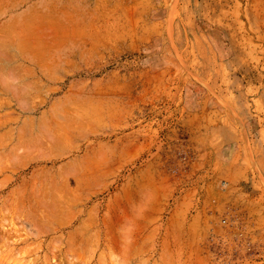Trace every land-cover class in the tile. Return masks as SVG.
<instances>
[{"label": "rangeland", "instance_id": "1", "mask_svg": "<svg viewBox=\"0 0 264 264\" xmlns=\"http://www.w3.org/2000/svg\"><path fill=\"white\" fill-rule=\"evenodd\" d=\"M0 264H264V0H0Z\"/></svg>", "mask_w": 264, "mask_h": 264}, {"label": "bare ground", "instance_id": "2", "mask_svg": "<svg viewBox=\"0 0 264 264\" xmlns=\"http://www.w3.org/2000/svg\"><path fill=\"white\" fill-rule=\"evenodd\" d=\"M5 25H6V24H5ZM10 25H11V24H10ZM12 26H13V25H12ZM5 27H8V26H5ZM11 28H12V27H11ZM7 31H8V30H7ZM3 49H4V47H3ZM5 53H6V52H5ZM52 110H53V109H52ZM65 110H66V109H65ZM66 113H67V111H66ZM59 115H60V114H59ZM64 115H65V117H66V114H64ZM54 116H55V115H54ZM67 116H68V115H67ZM56 117H57V116H56ZM58 117H59V116H58ZM72 119H73V118H72ZM43 120H44V119H43ZM43 120H42V121H43ZM46 120H47V118H46ZM43 122H44V123H43ZM43 122H42L41 125H43V124H45V125H50V124H49L50 122H48V120L46 121V123H45V121H43ZM47 123H48V124H47ZM51 123H52V122H51ZM56 124H58V123H56ZM63 124H64V123H63ZM63 124H62V125H63ZM82 124H83V123H82ZM45 125H44V126H45ZM58 125H59V124H58ZM62 125H61V127H63ZM65 125H66V124H65ZM67 125H71V124H70V123H67ZM67 125H66V126H67ZM74 125H75V124H74ZM68 127H70V126H68ZM48 128H49V127H48ZM58 128H60V127H58ZM59 130H60V129H59ZM47 131H48V130H47ZM45 132H46V131H45ZM48 132H49V131H48ZM42 133H43V132H42ZM46 133H47V132H46ZM53 133H54V132H53ZM43 134H45V133H43ZM43 134H42V135H43ZM55 134H56V133H55ZM59 134H60V133H59ZM32 135H33V134H32ZM56 135H58V134H56ZM43 136H44V135H43ZM53 136H54V135H53ZM62 136H63V138H64V135H62V133H61V137H62ZM44 137H45V136H44ZM51 137H52V136H51ZM55 138H57V137H55ZM17 139H18V138H17ZM31 139H32V138H31ZM31 139H30V140H31ZM35 139H36V138H35ZM37 140H38V139H37ZM60 140H61V139H60ZM65 140H66V139H65ZM33 141H34V139H33ZM58 141H59V140H58ZM18 142H19V140H18L16 143H18ZM28 142H29V141H28ZM38 142H39V141H38ZM62 142H64V141H62ZM53 143H54V142H53ZM56 143H57V142H56ZM56 143H55V144H56ZM18 144H19V143H18ZM21 144H22V143H21ZM30 144H31V143H30ZM30 144H29V145H30ZM37 144H38V143H37ZM40 144H41V142L38 144V145L41 147L43 144H42V145H40ZM45 144H46V142H45ZM45 144H44V145H45ZM47 144H48V143H47ZM55 144H53V145H55ZM57 144H58V146H59V142H58ZM24 145H25V144H24ZM30 146H31V145H30ZM30 146H28V147H30ZM36 146H37V145H36ZM39 146H38V147H39ZM24 147H27V146H24ZM31 147H33V146H31ZM48 147H49V145H48ZM68 147H69V146H68ZM43 149H44V148H43ZM46 149H47V148H46ZM24 150H25V149H24ZM36 150H37V148H36ZM10 152H11V151H10ZM30 153L32 154L31 151H30ZM21 154H22V153H21ZM34 154H35V153H34ZM45 155H46V154H45ZM24 156H25V155H24ZM24 156H23V157H24ZM28 156H29V155H28ZM29 157H30V156H29ZM69 165H71V164H69ZM71 171H72V170H71ZM76 174H77V173H76ZM82 174H83V173H82ZM64 175H65V174H64ZM64 175H63V176H64ZM63 176H62V177H63ZM34 178H35V177H34ZM38 178H39V177H38ZM63 178H64V177H63ZM65 178H66V177H65ZM65 178H64V179H65ZM36 179H37V178H36ZM36 179L33 181V183H34V182H35V183H38V182L41 183V182H43L42 179H37V180H36ZM81 180H82V179H81ZM65 181H66V180H65ZM46 183H47V184L49 183L48 179H47V182H46ZM65 184H66V182H65ZM34 185H35V184H34ZM52 186H54V184H53ZM61 188H62V187H61ZM34 189H35V188H34ZM39 189H40V188H39ZM51 189H52V188H51ZM51 189L49 190V192H51ZM57 189H58V188H57ZM64 191H65V188H64ZM64 191H63V192H64ZM46 192H47V190H46L44 193H46ZM59 193H60V192H59ZM50 194H51V193H50ZM52 195H53V194H52ZM60 195H61V194H60ZM52 197H53V196H52ZM59 199H60V198H59ZM39 200H40V199H39ZM36 201H37V200H36ZM56 201H57V200H56ZM58 201H59V200H58ZM66 201H67V200H66ZM58 203H59V202H58ZM62 203H63V202H62ZM59 204H60V203H59ZM23 206H24V205H23ZM55 207H57V206H55ZM58 208H59V207H58ZM56 209H57V208H56ZM56 209H55V210H56ZM58 210H59V209H58ZM31 211H32V210H31ZM58 212H59V211H58ZM29 214H30V213H29ZM34 217H35V216H34ZM54 218H55V217H54Z\"/></svg>", "mask_w": 264, "mask_h": 264}, {"label": "crops", "instance_id": "3", "mask_svg": "<svg viewBox=\"0 0 264 264\" xmlns=\"http://www.w3.org/2000/svg\"><path fill=\"white\" fill-rule=\"evenodd\" d=\"M78 124L79 123L77 122L76 125H78ZM61 133H62V135H64V138H63V136L61 137L63 140L68 139L67 137H69L68 134L70 133L68 130H61L60 135H61ZM79 136H81L80 133L78 135H75L74 137L78 138ZM94 161H95V158L93 157V153L92 154L87 153L85 155V163H87L86 168H88L89 164H92ZM82 163L84 164V162H82Z\"/></svg>", "mask_w": 264, "mask_h": 264}, {"label": "built area", "instance_id": "4", "mask_svg": "<svg viewBox=\"0 0 264 264\" xmlns=\"http://www.w3.org/2000/svg\"><path fill=\"white\" fill-rule=\"evenodd\" d=\"M225 222V221H224Z\"/></svg>", "mask_w": 264, "mask_h": 264}]
</instances>
